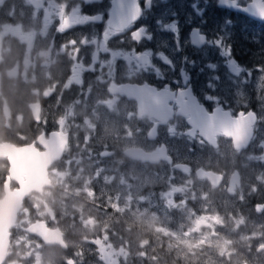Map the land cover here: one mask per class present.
I'll return each mask as SVG.
<instances>
[{"label":"flooded vegetation","instance_id":"1","mask_svg":"<svg viewBox=\"0 0 264 264\" xmlns=\"http://www.w3.org/2000/svg\"><path fill=\"white\" fill-rule=\"evenodd\" d=\"M237 2L243 8L252 0ZM36 3L37 0H3L0 4V145L37 142V147L46 154L52 139H66L67 144L61 157L47 168L50 186L43 188L40 193H31L23 202L14 227L9 230V248L1 264H9L13 234L21 218L34 215L36 210L47 207L42 204L40 208L37 204L26 211L31 200L42 199L48 190L53 189L52 172L64 161L74 137L78 140H92V146H85L84 149L83 146L81 149H91L100 157H125L126 152L131 149L146 154H160L163 158L158 163L143 165L155 167L157 170L161 166L171 167L181 174L186 171L182 175L192 178L194 182L189 185L195 188L202 186L203 191L208 190L210 199L225 200L223 197H227L235 200L237 215L246 222L245 231L255 237L254 242L259 249L257 252H264V122L258 125L249 142L242 146L237 139L229 136H218L215 142L206 141L204 144L186 136L172 137L167 133V125L163 124L159 126L158 135L150 138L147 131L152 126V120L139 115L138 102L123 93L111 91L113 83L117 87L121 84L147 83L158 90L168 86L172 91L178 92L185 87L181 75L183 69L190 78L189 85L193 94L209 112L214 111L216 105L204 99L206 95L218 97L219 106L231 110L234 115L241 111H253L259 115L264 107L260 100L253 97L251 84L249 92L252 98L244 104L231 93L233 84L229 82L224 71L227 69L229 76L233 78L240 76L237 77L231 72L226 58L221 54L216 58L209 50V59H212L216 68L206 69L205 64L210 61L203 57V53L211 45L196 46L191 43V33L195 29H199L207 39H213L223 36L222 26L226 20H230L234 28L239 27L238 24L242 21L248 23L249 19L227 9L219 0H153L151 7H146L145 0H140L142 16L124 32L110 36L107 41L109 52L105 53L103 33L107 29V21L111 19L112 0H92L91 4H84L83 14H99L103 19L73 26L63 33L57 31L58 17L54 16L52 22L45 27ZM193 4L202 8L204 15L197 21L188 15L181 19L180 14L192 10ZM173 22L181 30L182 37L173 36L174 32L160 27L161 23ZM141 27L147 30L146 35H151V40L146 35L139 42L132 39V33ZM85 37L95 39L97 44L80 46L78 59L85 65L86 70L80 72L81 83L77 84L73 79V69L77 67V61L70 53L71 48L66 50L61 46L71 39L79 41ZM237 44L233 43L237 51L233 58L242 68L244 66L255 74L253 79L262 72L258 67L264 68V60L261 64L254 51L244 49L242 52L239 49L240 44ZM112 51L126 54L134 52L136 55L151 51L152 62L161 69L162 77L156 76L152 71H130L132 66L123 57L112 60ZM161 52L173 61L174 68L159 59L158 54ZM94 55L97 56V62L93 65ZM185 57L188 59L185 60ZM109 62L114 66V81L109 78V69L106 66ZM101 63L105 65L103 68ZM93 66L95 71L87 70ZM209 77H219L213 81L216 85L214 88L208 87L209 83H213ZM109 101H113L111 106ZM34 105H39L38 116ZM129 113L133 114L132 118H129ZM61 120L62 125L59 123ZM169 124L175 125L178 131H186L188 127L186 119L176 115ZM54 132L62 135L54 136ZM240 135L244 136L246 133L242 131ZM99 140H106L100 151L95 143ZM110 141L120 143L116 145ZM187 149L193 156L188 163L180 159ZM180 165L182 169H178ZM260 176L262 180H258ZM4 197L5 193L0 191V201ZM52 215L46 214L49 219ZM37 219L35 223L42 222L48 230H59L48 226L41 218ZM2 220L3 217H0V223ZM32 224L34 223L24 228L23 232L33 236L45 248L54 247L61 251L60 246L47 247L39 238L29 234L26 230ZM61 233L66 244V248L62 250L67 254L69 247L66 238L70 235ZM63 262L61 259L62 264Z\"/></svg>","mask_w":264,"mask_h":264},{"label":"rangeland","instance_id":"2","mask_svg":"<svg viewBox=\"0 0 264 264\" xmlns=\"http://www.w3.org/2000/svg\"><path fill=\"white\" fill-rule=\"evenodd\" d=\"M186 15L195 21L201 17L194 9L181 13L180 18ZM238 25L222 26L232 59L237 53L233 43L237 42L242 52L254 51L262 64L264 26L249 20ZM181 34L178 28L173 36ZM208 48L203 53L210 61L206 69L213 64L209 50L216 58L221 54L215 46ZM243 68L239 78L224 71L233 84L231 93L248 103L251 84L253 97L264 107L260 98L264 95V72L252 79L255 74ZM95 143L100 151L106 140ZM92 144V140L74 137L64 161L52 172L53 189L27 204V212L32 205L42 208L46 204L53 215L49 219L46 214L40 215L44 210H36L34 215L21 218L13 234L9 264H62L61 259L63 264H264V252H257L255 237L245 231L246 222L237 215L235 200L210 199L208 190L190 186V182L194 184L192 178L171 167L157 170L125 157H100L91 149H81ZM191 158L188 149L180 157L187 163ZM37 218L70 235L66 238L67 254L62 249L45 248L23 232Z\"/></svg>","mask_w":264,"mask_h":264},{"label":"snow or ice","instance_id":"3","mask_svg":"<svg viewBox=\"0 0 264 264\" xmlns=\"http://www.w3.org/2000/svg\"><path fill=\"white\" fill-rule=\"evenodd\" d=\"M3 0H0V4ZM92 0H81V2H74V0H63L58 3L57 0H37L36 7L40 9L45 27L52 22L53 17H58L59 25L57 31L60 33L72 28L76 25H84L90 21H100L103 17L99 14L88 15L83 14L82 6L84 4H91ZM146 7H151L153 0H145ZM221 5L251 13L264 20V0H258L247 7H241L237 0H219ZM196 15L203 16L204 10L199 8L197 4L192 5ZM111 19L107 21V29L103 33V52H109L107 41L110 36L122 33L130 28L132 24L142 16V7L140 0H112V7L110 11ZM231 21L226 20L225 26L230 25ZM160 27L167 31H172L178 34V26L173 23H161ZM146 29L141 27L132 33V39L139 42L143 36L146 35ZM148 40H151V35H146ZM97 44L95 39L87 37L80 39H71L63 44L61 47L68 50L71 48V55L77 61V67L73 69V79L77 84L81 83L80 72L86 70L85 65L78 59L80 46L88 44ZM191 43L196 46L209 44L220 49L222 56L226 58V62L231 72L237 77L245 71L234 59L231 57V47L227 43V33L224 36H217L213 39H207L199 29L193 30L191 33ZM179 47V43L177 44ZM152 52L145 51L140 55L124 52L112 51V60L115 61L117 57H123L132 66L130 71H152L158 77H162V72L159 67H156L152 62ZM159 59L165 64L174 68L173 61L162 52L158 54ZM188 58L185 57V60ZM97 62V56H93V65ZM105 65L101 63V68ZM109 69V78L114 81V66L109 62L106 65ZM209 69L214 70L215 64H208ZM79 69V71L77 70ZM87 70L95 71V67ZM260 71L264 72V68ZM183 76L184 88L178 92L172 91L168 86L163 90H158L156 87L150 86L147 83L143 85H123L119 87L113 83L111 91L120 92L127 97L133 98L138 102V111L141 117H149L152 120V126L148 129L147 135L154 138L158 135L160 125H167V133L172 137L186 136L190 140H195L200 144L206 141L215 142L218 136H229L237 139L238 143L247 144L251 136L254 135L258 129V125L264 122V110L258 115L253 111H241L238 115H234L231 110H225L220 107L218 97L213 95H206L204 99L213 102L216 107L215 110L209 112L203 104L193 94L189 85V76L184 70H181ZM250 75V73H249ZM213 81L218 80L219 77H212ZM71 82V81H70ZM215 83H209V88H214ZM261 90L264 92V77H261ZM261 100L264 101V95ZM109 105L113 101L108 102ZM34 110L39 115V105H34ZM132 113H129V118H132ZM176 115L184 117L187 123L186 131H178L175 125L169 124L171 118ZM39 119L37 123H39ZM46 124V121L44 122ZM63 124V120L59 122ZM244 131L246 135L241 136L240 133ZM62 135L54 132L53 135ZM107 153H102L106 155ZM46 154L42 153L37 147V142L27 143L24 145L4 144L0 145V191L5 193L4 205V226L12 227L17 219V214L22 208V202L28 198V193L31 190H39L41 179L44 176L43 159ZM260 206H258L259 208ZM51 209L45 207L44 212L40 215L50 214Z\"/></svg>","mask_w":264,"mask_h":264},{"label":"water","instance_id":"4","mask_svg":"<svg viewBox=\"0 0 264 264\" xmlns=\"http://www.w3.org/2000/svg\"><path fill=\"white\" fill-rule=\"evenodd\" d=\"M254 2H258V0H252V2L247 6L251 5ZM227 9H231L234 12L236 11L242 14L243 16L247 17L248 19L264 25V20L260 19L258 16H255L251 13H245L243 11L233 9L230 7H227ZM66 144H67L66 139L51 140L49 145L50 148L48 149L46 156L43 159L44 176L41 179L40 188L39 190H35V189L31 190L28 193V197L31 195V193H40L43 188L45 187L48 188L50 186V182L47 177V168L52 162L58 160L61 157ZM126 157L131 161H139L141 163H149V164L158 163V161L163 158V156H161L160 154H146L137 149L128 150L126 152ZM182 168H183L182 166H178V169H182ZM184 173H186V171H184ZM4 199L0 201V217H3V220L0 223V264L5 260L7 255V250L9 248V237H10L9 230L12 227H14V225L12 227L4 226V205H3ZM25 200L26 199H24L23 202ZM26 231L29 234L39 238L43 242V244L47 247L60 246L62 249L66 248V244L63 242L62 239V233L59 230H54V231L48 230L42 222H36L32 224L27 228Z\"/></svg>","mask_w":264,"mask_h":264},{"label":"trees","instance_id":"5","mask_svg":"<svg viewBox=\"0 0 264 264\" xmlns=\"http://www.w3.org/2000/svg\"><path fill=\"white\" fill-rule=\"evenodd\" d=\"M250 52V51H249Z\"/></svg>","mask_w":264,"mask_h":264}]
</instances>
